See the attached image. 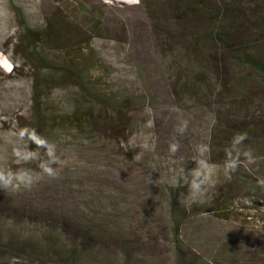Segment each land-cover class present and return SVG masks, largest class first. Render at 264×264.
<instances>
[{
  "label": "rangeland",
  "instance_id": "374dc122",
  "mask_svg": "<svg viewBox=\"0 0 264 264\" xmlns=\"http://www.w3.org/2000/svg\"><path fill=\"white\" fill-rule=\"evenodd\" d=\"M193 1L214 20L190 16L189 0H0V170L39 177L0 198L43 204L79 229L72 239L59 223L25 221L14 226L21 236L73 242L82 264H264V80L209 40L223 29L235 54L248 42L264 50V0ZM23 26L52 31L38 45L50 69L27 61L28 49L15 51ZM35 110L56 145L54 179L38 167L43 148L38 160L14 155L26 147L17 122ZM237 132L247 133L241 149L255 159L241 155L227 180ZM201 143L208 184L193 201L173 180L195 168Z\"/></svg>",
  "mask_w": 264,
  "mask_h": 264
},
{
  "label": "trees",
  "instance_id": "16d2710c",
  "mask_svg": "<svg viewBox=\"0 0 264 264\" xmlns=\"http://www.w3.org/2000/svg\"><path fill=\"white\" fill-rule=\"evenodd\" d=\"M190 2V16L193 18L204 20H214L211 18V12L205 11L203 14L202 9L197 10L195 7L196 3L193 0ZM210 16V17H209ZM24 27V32L19 38L18 43L15 45V51H22L23 49H28V53L24 58L29 61L33 60L41 69H50L49 63L39 54L38 45L44 43L52 34V31H30L28 28ZM228 33V31H226ZM213 45L220 46V51L229 55V59L236 66L248 69L252 72L255 77L264 80V50L257 47V43H247L244 48H242L238 53L235 54L234 47L228 42L227 38L224 36L223 29H216L213 32L212 37H209ZM209 44V43H208ZM206 46V47H205ZM203 52L208 56L211 54L210 46L205 44ZM210 49L208 51V49ZM214 48V47H213ZM233 53V56H231ZM206 61V60H205ZM241 94V92H236ZM37 99L36 96L34 100ZM18 131L24 128L35 129L37 134L45 138L42 127L43 122L39 115V111L35 110L34 115L30 120H21L17 122ZM264 138V131L262 132ZM26 150L38 151L37 146L28 141L27 137L24 138ZM243 178V177H242ZM247 183L246 179L243 178L241 181V186L243 187ZM250 189V186H249ZM252 189L255 190L256 187L252 185ZM255 204V202H253ZM216 208L220 210V206L216 204ZM253 207H251V210ZM55 212L53 208H45L43 204L40 206H28L23 208L15 205L12 201L5 198H0V262L2 260L9 262L13 260L14 264H82L79 259V255L74 247L73 242L65 248L63 245H59L56 236L46 235L42 239V245H37L32 240L21 236L14 228L16 224H22L25 221L40 223L46 227L55 228L56 223H59L61 227V233L67 231V234L73 239L78 233L79 229L76 226L69 228L66 221V217ZM65 220V221H64ZM9 224V225H7ZM179 225V224H177ZM176 225V235L178 231V226ZM63 231V232H62ZM177 248V247H176ZM178 249V248H177ZM177 256L180 258V252H177Z\"/></svg>",
  "mask_w": 264,
  "mask_h": 264
},
{
  "label": "clouds",
  "instance_id": "9594fccd",
  "mask_svg": "<svg viewBox=\"0 0 264 264\" xmlns=\"http://www.w3.org/2000/svg\"><path fill=\"white\" fill-rule=\"evenodd\" d=\"M188 122L185 120L177 128V132L184 133L187 129ZM21 140L27 137L28 141H31L37 146V149L43 148L44 155L46 159L40 160L38 167L41 172L47 175L49 178H56L57 171L54 165L57 164L58 159L56 155V145L55 143L49 142L45 138L39 136L35 129L24 128L18 133ZM247 139L246 132H237L230 141V146L226 151V159L223 164V174L225 179L231 180L232 173H234L238 166L240 156L249 162H254V156L250 149L242 150L241 145ZM170 152L174 154L178 148V143H171ZM209 151L207 144H197L195 146V152L197 154V159L194 160L195 168L189 170L182 174H177L173 180V188L187 186V192H190L191 199L194 201L197 197L204 194L207 190L208 175H207V163L204 159L206 153ZM14 155L24 161L38 160L39 152L33 150H26L25 148L17 147L14 149ZM38 176L34 175L29 169H19L15 172L11 170H0V190L4 191H19L21 189L30 190L36 183ZM258 186L264 188V178L258 179ZM188 196L184 193H180L178 196L179 202H187Z\"/></svg>",
  "mask_w": 264,
  "mask_h": 264
},
{
  "label": "bare ground",
  "instance_id": "6f19581e",
  "mask_svg": "<svg viewBox=\"0 0 264 264\" xmlns=\"http://www.w3.org/2000/svg\"><path fill=\"white\" fill-rule=\"evenodd\" d=\"M5 10V9H4ZM1 38V37H0ZM1 73V72H0ZM2 76V75H1ZM4 76V75H3ZM8 76V75H7ZM11 77V76H10ZM3 78H5V76L3 77ZM0 79H1V77H0ZM9 79V78H8ZM59 106V105H58ZM59 112V111H58ZM5 127V126H4ZM3 139V138H2ZM1 145V144H0ZM4 146V145H3ZM6 147V146H5ZM2 153V152H1ZM8 155V154H7ZM1 159V158H0ZM13 164V163H12ZM1 165H4V164H1ZM11 167H12V165H10ZM16 166V165H15ZM9 169V168H8ZM17 169V168H16ZM4 170V169H3ZM17 171V170H16Z\"/></svg>",
  "mask_w": 264,
  "mask_h": 264
}]
</instances>
